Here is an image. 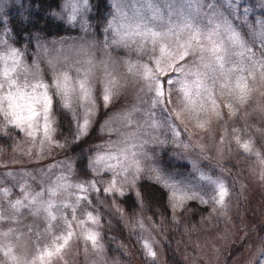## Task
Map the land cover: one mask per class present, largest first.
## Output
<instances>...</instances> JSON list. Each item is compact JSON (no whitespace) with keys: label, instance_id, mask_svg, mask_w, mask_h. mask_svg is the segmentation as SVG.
<instances>
[{"label":"rangeland","instance_id":"rangeland-1","mask_svg":"<svg viewBox=\"0 0 264 264\" xmlns=\"http://www.w3.org/2000/svg\"><path fill=\"white\" fill-rule=\"evenodd\" d=\"M116 2L109 0L111 15L95 32L88 19L89 1L64 0L56 18L74 33L39 41L24 52L8 41L5 16L7 10L19 8L20 0H0V101L9 92L19 91L17 110L27 115L24 106L30 103V84L38 82L31 77L35 74L45 84L54 82L56 72L49 67L51 63L71 78L69 107L57 98L73 117L77 136L94 131L85 180L54 136L51 110L46 132L42 115L31 129L26 124L16 127L3 116L7 102L0 103V134L11 127L20 135L8 152H0V262L167 264L165 249H174L183 264H264V80L259 65L254 75L247 71L252 52L257 53L253 59L264 60L259 56L264 50V34L251 23L257 15L264 16V10L254 7L255 0H222L224 14L235 28L240 27L237 22L242 20L244 8L253 9L244 37L250 52L242 57L240 50H234L223 67L214 60L202 63L199 54L192 57L196 63L186 65L192 74L180 76L174 85L177 91L167 106L169 115L163 106L152 103L153 94L147 91L145 79L148 70L156 67L155 61L164 59L159 48L166 42L160 41L153 51L151 40L145 42L133 33V10L140 8L137 0H119L120 13L114 7ZM200 2L154 0V8L158 15L170 11L178 14V19H188L198 13L203 16ZM118 24L131 34L127 38L130 47L112 43L118 39ZM186 39L170 35L171 51ZM137 40L146 43L143 50H138ZM10 48L20 53L15 63L14 58H2ZM81 64L77 73L75 69ZM241 68L245 70L241 72ZM5 70L16 87L5 82ZM80 81L85 82L87 91L79 89ZM43 91L37 89V93ZM35 107L40 111L39 105ZM244 143L249 144V150L241 147ZM162 147L188 165L184 176L162 168ZM140 178L154 180L168 191L169 223L154 221L142 210L135 186ZM210 180L222 183L228 193L222 206L215 202L217 189ZM85 181L92 186L91 191L85 186L80 192L76 186ZM110 188L112 193L107 194ZM128 191L138 203L131 214L115 204V197ZM92 199L110 203L128 236L138 237V247L132 252L125 250L121 263L106 258L99 216L90 208ZM192 199L208 207L195 222L180 211ZM89 235L95 236V242L85 239ZM65 240L68 243L57 253L56 248ZM146 243L156 253L154 259L144 248ZM46 251L53 255L49 257Z\"/></svg>","mask_w":264,"mask_h":264},{"label":"snow or ice","instance_id":"snow-or-ice-1","mask_svg":"<svg viewBox=\"0 0 264 264\" xmlns=\"http://www.w3.org/2000/svg\"><path fill=\"white\" fill-rule=\"evenodd\" d=\"M87 4V0H83ZM140 4V8L133 10V21L135 22V27L133 33L140 37L143 41L147 42L151 40L154 45L153 51H155V46L159 44L160 41H165V46L160 47L159 51L163 54L164 59H157L155 61L156 67L154 69L148 70V75L145 77L148 83L146 85L147 91L152 93L151 101L156 106H163L162 110H168V104L173 102V93L177 91L174 85L179 81L180 76H187L192 74V69L186 67V65L195 64L196 61L192 58L199 54L200 61L203 63L207 60L219 61L220 66L223 67L227 60H230L234 50H240V55L243 57L246 52H250L247 47V43L244 39L248 35L246 31L248 27V14L252 12V8H244V16L242 20L237 22L240 27H233L232 19L224 14L225 4L222 0H201L199 7L203 16L199 13L197 17H189L184 19L179 17L178 14H172L170 11H164L161 14H157L154 8V0H137ZM234 2V0H233ZM117 12L121 11V3L119 0L114 4ZM255 8L264 10V0H255ZM115 23V18H114ZM254 28L258 27L261 33L264 34V16L257 15L251 21ZM113 24H109V28H112ZM130 33L124 30L123 24H118L116 27V36L118 39H114L112 43L116 46L123 45L124 47H130L128 42V36ZM172 36H187L184 43L177 45L174 51H171V42L168 41V37ZM138 50H143L146 47L145 44H141L139 40L134 42ZM83 51V49H81ZM26 55V54H25ZM257 53L252 52L248 56L250 62V67L247 69L250 75L255 74L257 65H259L261 71V79L264 80V60L253 59L256 57ZM20 53L15 48H10L6 54V57L2 58H14V63L19 60ZM259 56L264 57V50L259 52ZM89 65L92 64L91 60H88ZM80 67H77L75 71L79 73L81 71ZM207 66V65H205ZM49 67L56 72V77L54 82L48 84L39 82V77L35 74L32 75L31 79H35L38 82L30 84L32 88V93L28 95L27 99L30 103L24 106L27 115H21V112L17 110V105L15 103L16 98L20 97L19 91L16 93L9 92L4 95L0 103L6 101L7 109L3 111V116L9 119V122L16 127L26 124L29 129L33 127V121L39 118L41 115L45 121L44 127L47 132L49 129V113L53 106V98L56 96L61 97L64 100L63 106L65 108L69 107L68 97L71 78L66 70L57 69L54 65L49 63ZM245 69L241 68L240 71L243 72ZM88 72L85 71V76ZM5 82L8 86L16 87V82L12 81L10 78L9 71L4 72ZM3 88V85H0ZM44 89L43 92L37 93V89ZM79 89L87 91L85 88V82H79ZM49 91L52 92V96H49ZM72 92L75 93L76 89L73 88ZM186 96L187 92L184 93ZM107 101L109 97L104 96ZM35 105H39L40 111L37 110ZM31 134V133H29ZM246 151L249 150V144L244 143L241 145ZM217 189V196L215 202L218 205H223L225 202V197L228 195L224 185L218 181H209ZM85 186L87 190L91 191L92 186L88 184L87 181L84 184H78L76 187L80 192L85 191ZM114 188V185H113ZM112 189L107 190V194H111ZM85 199L86 197H80ZM2 203V200H0ZM15 207V206H13ZM2 218V217H0ZM54 218V217H53ZM94 219V218H92ZM71 233L68 234V239L70 240ZM86 240H91L95 242V236L89 235L85 237ZM68 240H65L63 244H60L56 248V252L59 253L66 246ZM144 248L148 250L149 257L155 258L156 253L151 249L150 245L144 244ZM49 257L53 254L50 251L45 253ZM2 264V262H0Z\"/></svg>","mask_w":264,"mask_h":264},{"label":"trees","instance_id":"trees-1","mask_svg":"<svg viewBox=\"0 0 264 264\" xmlns=\"http://www.w3.org/2000/svg\"><path fill=\"white\" fill-rule=\"evenodd\" d=\"M64 0H20L17 10L5 12L8 27V41L10 44L24 52L32 50L35 43L58 38L62 35H70L74 32L61 19H57L56 13ZM90 5L88 19L95 32L103 26L111 15L109 0H88ZM52 96V92H51ZM51 114L54 119V136L62 143L65 152L72 156L76 173L82 178H88L87 155L90 142V134L78 137V128L70 112L58 101L57 96L53 98ZM19 132L11 127L6 128L5 133L0 134V152H8L14 142L19 139ZM159 160L165 171L177 176H184L188 165L180 158H174L168 148L159 149ZM136 190L139 203L144 213L154 221L169 223L171 211L169 194L160 183L148 178H140L136 181ZM91 209L99 216V235L104 244V253L108 260L123 262L124 251H133L138 247V237L130 238L124 226L113 212L110 203L99 204L95 199L91 200ZM131 191L115 197L116 207L127 214L134 212L138 203ZM208 210L207 205L200 204L195 200H188L183 204L180 211L187 213V217L196 221L203 217ZM136 240V241H135ZM165 261L167 264H183L178 258L175 250L165 249Z\"/></svg>","mask_w":264,"mask_h":264}]
</instances>
